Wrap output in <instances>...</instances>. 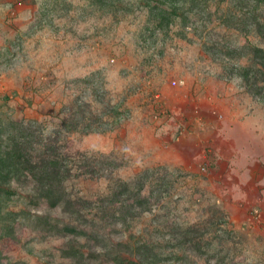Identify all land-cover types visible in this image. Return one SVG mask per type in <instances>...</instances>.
<instances>
[{
  "label": "rangeland",
  "instance_id": "obj_1",
  "mask_svg": "<svg viewBox=\"0 0 264 264\" xmlns=\"http://www.w3.org/2000/svg\"><path fill=\"white\" fill-rule=\"evenodd\" d=\"M178 1L187 18L154 32L134 1L0 0V156L34 133L32 160L69 170L60 194L101 236L45 234V200L13 180L0 264H111L119 241L144 264H264V100L238 71L264 39L237 0ZM73 242L93 260L64 256Z\"/></svg>",
  "mask_w": 264,
  "mask_h": 264
},
{
  "label": "trees",
  "instance_id": "obj_2",
  "mask_svg": "<svg viewBox=\"0 0 264 264\" xmlns=\"http://www.w3.org/2000/svg\"><path fill=\"white\" fill-rule=\"evenodd\" d=\"M123 1V0H112ZM127 3L132 1L137 2L149 12L152 20L155 22L154 32L156 30H164L168 28L175 17L186 19V13L183 5L178 0H126ZM241 5V9L248 11L251 16L249 26L264 39V20L259 18L258 1L259 0H237ZM254 10L249 9L251 3ZM257 12V13H256ZM252 66L238 68L240 76L244 79L247 87L253 93L264 100V47H252ZM262 82L263 85H260ZM35 134L27 132L25 129L17 127L13 136L9 137V145L3 155L0 156V195H15L16 189L12 188L13 180L22 181V184L32 186L33 192H28L31 202L36 203L38 200L44 199L46 205V212L35 213L34 225L43 230L45 234H58L61 236H68L72 240L78 241L80 237H84L85 244L87 241H95L100 239V233L93 225V222L84 217V208L79 202L86 203L81 199L72 200L70 197L60 194V186L64 179V175L69 171L56 166V160L46 159L40 161H33L28 149L31 148ZM35 190V191H34ZM40 190V194L36 191ZM20 193V192H19ZM137 202V203H136ZM141 199L134 200L133 204H142ZM88 203V202H87ZM77 205V207L75 205ZM89 205V203H88ZM88 210V209H87ZM59 211L61 214L73 215L74 221L69 223H62L55 218L54 213ZM23 213V212H22ZM10 219L17 217L16 213L9 215ZM87 224L83 223L85 222ZM78 221L79 223H77ZM70 243L63 252L64 256L73 257L75 259H91L90 255L84 254L82 248L84 244ZM119 247L116 248V247ZM117 246L110 248L106 254L109 256L111 264H144L143 261V247L144 244L137 243L135 246H130L129 243L119 241ZM146 253V252H145ZM134 254L133 259L127 256ZM1 257V255H0ZM136 258V259H135ZM1 259V258H0ZM135 259V260H134ZM1 262V261H0ZM15 264H25L23 261ZM150 264V263H149Z\"/></svg>",
  "mask_w": 264,
  "mask_h": 264
}]
</instances>
